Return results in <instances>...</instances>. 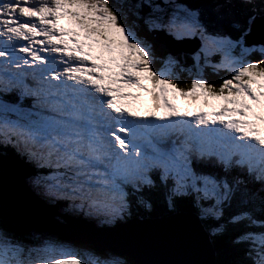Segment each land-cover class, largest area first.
<instances>
[{"label": "snow or ice", "instance_id": "obj_1", "mask_svg": "<svg viewBox=\"0 0 264 264\" xmlns=\"http://www.w3.org/2000/svg\"><path fill=\"white\" fill-rule=\"evenodd\" d=\"M258 23L264 0H0V155L62 212L110 229L184 206L226 240L216 264H264ZM0 264L136 262L0 209Z\"/></svg>", "mask_w": 264, "mask_h": 264}, {"label": "water", "instance_id": "obj_2", "mask_svg": "<svg viewBox=\"0 0 264 264\" xmlns=\"http://www.w3.org/2000/svg\"><path fill=\"white\" fill-rule=\"evenodd\" d=\"M4 156L0 155V209L22 228L52 230L79 243L110 247L136 264H210L213 247L205 230V233L197 229L191 232L179 227L180 230L164 231L146 225H128L129 220L122 231L106 228L90 231L92 222L84 219L69 218L67 224L56 222L51 210L25 188L23 165Z\"/></svg>", "mask_w": 264, "mask_h": 264}, {"label": "bare ground", "instance_id": "obj_3", "mask_svg": "<svg viewBox=\"0 0 264 264\" xmlns=\"http://www.w3.org/2000/svg\"><path fill=\"white\" fill-rule=\"evenodd\" d=\"M259 24V23H258ZM255 29H257V28H255ZM254 29V31H253V33H252V35L250 36V39H252V41H258V36H261L263 39H264V32H262V31H257L256 32V30ZM258 30V29H257ZM258 33V34H257ZM5 156H10V157H12V158H16V157H14L13 155H6L5 154ZM19 158V162L21 163L22 162V160H21V158L20 157H18ZM22 164V163H21ZM23 180H24V184H25V188H28L29 187V185H28V183H27V172H26V166H23ZM62 207V206H61ZM77 219H83V218H77ZM85 220V219H84ZM65 224H67V221H65L64 222Z\"/></svg>", "mask_w": 264, "mask_h": 264}, {"label": "trees", "instance_id": "obj_4", "mask_svg": "<svg viewBox=\"0 0 264 264\" xmlns=\"http://www.w3.org/2000/svg\"><path fill=\"white\" fill-rule=\"evenodd\" d=\"M162 46H164V45L162 44ZM162 46L161 45H157V48L162 50L163 49ZM211 78L218 79V77H211ZM8 153L6 155H9ZM26 172H27V176H28L29 172H28L27 168H26ZM216 252L218 253V256H226V255H230L231 254L230 250L227 247V245H224V244H223V247L219 246V248L216 249Z\"/></svg>", "mask_w": 264, "mask_h": 264}, {"label": "rangeland", "instance_id": "obj_5", "mask_svg": "<svg viewBox=\"0 0 264 264\" xmlns=\"http://www.w3.org/2000/svg\"><path fill=\"white\" fill-rule=\"evenodd\" d=\"M258 26H260V24H258ZM261 31H264V30H262V28H261V26H260V28H259ZM258 34V33H257ZM264 36V35H263ZM263 38L261 37V36H258V41H260V40H262ZM250 40H252V39H250ZM69 215H71V214H69ZM129 221V220H128ZM94 224V223H93ZM51 233H53V234H55L56 236H58L59 238H61V239H63L64 240V238H62L60 235H58V233L57 232H51ZM64 241H67L68 243H70V244H72V245H76V246H91V245H89V243H92V242H87V243H85V244H77V243H74V242H71V241H68V240H64Z\"/></svg>", "mask_w": 264, "mask_h": 264}, {"label": "clouds", "instance_id": "obj_6", "mask_svg": "<svg viewBox=\"0 0 264 264\" xmlns=\"http://www.w3.org/2000/svg\"><path fill=\"white\" fill-rule=\"evenodd\" d=\"M257 26H258V24H257ZM258 27H260V26H258ZM210 76L213 77L214 75H211V74H210Z\"/></svg>", "mask_w": 264, "mask_h": 264}]
</instances>
